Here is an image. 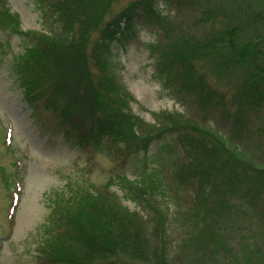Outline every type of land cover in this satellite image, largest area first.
<instances>
[{
  "label": "rangeland",
  "instance_id": "1",
  "mask_svg": "<svg viewBox=\"0 0 264 264\" xmlns=\"http://www.w3.org/2000/svg\"><path fill=\"white\" fill-rule=\"evenodd\" d=\"M51 1L7 0L13 16L0 25V264L41 262L37 248L46 238L44 222L52 199L66 191L69 182L76 187L84 185L93 193L115 195L129 210L142 215L148 230L160 214L168 229L171 257L179 253L191 257L199 247L191 241L203 224L200 213L205 196L195 188L196 182L180 177L191 153L183 150L177 134L166 129L174 123L208 129L254 166L264 168V78L257 88L263 92L259 106L243 105L239 112L234 98L239 79L234 72L221 78L209 65L198 62V69L217 92L200 102L181 85L183 74L164 72L159 58L172 31L201 35L209 29V22L197 20L200 11L224 1L115 0L106 12L99 28L134 5L132 22L128 26L121 22V33L109 42L112 63L117 78L131 94L128 110L143 121L137 131L163 132L129 150L124 143L108 140L91 144L86 139L83 143L85 129L45 107L43 99L37 100L41 97L38 88L26 92L28 75L18 61H23L21 57L35 40L32 33H66L57 25L59 16L51 13ZM146 3L161 11L171 30L164 32L140 16ZM257 9L262 8L254 6ZM216 15L213 25L219 27L224 17ZM97 35L98 31L93 33ZM238 116L243 123L235 131ZM256 190L246 193L245 187L237 186L227 193L230 219L223 237L225 246L219 248L225 264L244 261L250 251L253 257H264V185ZM218 261L214 255V264H221Z\"/></svg>",
  "mask_w": 264,
  "mask_h": 264
},
{
  "label": "trees",
  "instance_id": "2",
  "mask_svg": "<svg viewBox=\"0 0 264 264\" xmlns=\"http://www.w3.org/2000/svg\"><path fill=\"white\" fill-rule=\"evenodd\" d=\"M114 1L52 0L48 6L59 16L62 25H57L65 35L34 31L35 40L18 63L28 75L26 92L38 88L41 97L37 100L43 99L45 107L75 123L78 129H85L81 133L86 137L83 143L86 139L91 144L108 140L124 143L129 150L163 132H138L143 121L128 110L132 97L116 76L109 42L121 33V22L128 26L136 13L130 5L99 28ZM223 1L216 8L200 11L197 20L208 21V30L195 36L191 31H172L159 58L164 72L183 74L181 85L200 102L217 92L198 69V62L209 65L221 78L234 72L239 79L234 98L240 112L243 105L257 108L263 99V92L257 88L264 78V0ZM254 6L262 9L254 10ZM217 13L224 17L219 27L213 25ZM12 16L7 0H0V25ZM140 16L164 32L172 28L161 11L149 3L144 4ZM177 67L181 71H176ZM239 117L235 131L243 123ZM169 130L177 134L183 150L191 153L179 176L196 182L195 188L205 196L200 213L203 224L191 241L199 246L196 252L190 251L191 257L181 253L171 257L163 216L159 214L157 223L148 230L142 215L129 210L115 195L93 193L84 185L76 187L69 182L66 191L52 199L51 212L44 222L46 238L37 248L39 264H214V255L225 264L226 257L219 248L225 246L223 237L230 219L227 193L237 186L245 187L246 193L256 188L255 193L259 191L264 185V168L254 166L208 129L174 123ZM171 242L170 237V249ZM263 263L264 257H253L250 251L236 264Z\"/></svg>",
  "mask_w": 264,
  "mask_h": 264
}]
</instances>
